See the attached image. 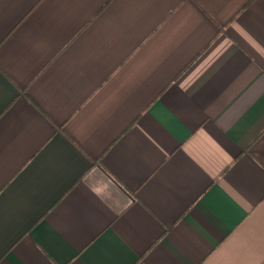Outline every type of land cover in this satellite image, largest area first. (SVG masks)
<instances>
[{"label": "crops", "instance_id": "0c3cea01", "mask_svg": "<svg viewBox=\"0 0 264 264\" xmlns=\"http://www.w3.org/2000/svg\"><path fill=\"white\" fill-rule=\"evenodd\" d=\"M0 264H264V0H0Z\"/></svg>", "mask_w": 264, "mask_h": 264}]
</instances>
